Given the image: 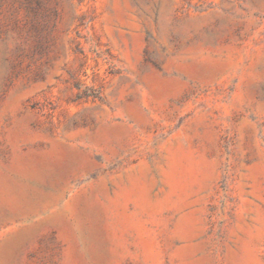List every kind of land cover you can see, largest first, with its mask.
I'll use <instances>...</instances> for the list:
<instances>
[{"label":"rangeland","instance_id":"374dc122","mask_svg":"<svg viewBox=\"0 0 264 264\" xmlns=\"http://www.w3.org/2000/svg\"><path fill=\"white\" fill-rule=\"evenodd\" d=\"M0 264H264V0H0Z\"/></svg>","mask_w":264,"mask_h":264}]
</instances>
